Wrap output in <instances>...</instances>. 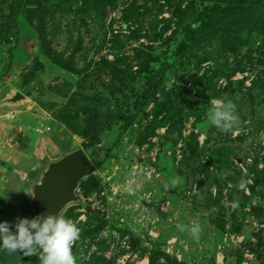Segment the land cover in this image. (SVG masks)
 <instances>
[{
	"label": "rangeland",
	"instance_id": "374dc122",
	"mask_svg": "<svg viewBox=\"0 0 264 264\" xmlns=\"http://www.w3.org/2000/svg\"><path fill=\"white\" fill-rule=\"evenodd\" d=\"M200 9L0 0V222L44 213L35 192L46 172L82 151L93 172L58 213L81 230L76 264H264V3H245L229 24L235 53L215 28L174 56V24ZM157 55L159 74L129 123L99 134L122 104L112 96L126 88L119 76ZM14 93L24 98L11 102ZM223 97L236 105L238 134L207 120L209 101ZM197 219L198 242L176 228ZM0 264L39 259L0 250Z\"/></svg>",
	"mask_w": 264,
	"mask_h": 264
},
{
	"label": "clouds",
	"instance_id": "9594fccd",
	"mask_svg": "<svg viewBox=\"0 0 264 264\" xmlns=\"http://www.w3.org/2000/svg\"><path fill=\"white\" fill-rule=\"evenodd\" d=\"M209 103L207 120L211 126L234 135L241 131L237 127L239 117L236 114V105L230 99L213 98ZM177 182L174 180L173 184ZM247 183L250 181L242 180L239 189L246 190ZM124 191L133 194V185L126 184ZM233 207H238V202ZM176 228L182 233H189L194 241H199L202 227L198 219L190 225L177 224ZM80 235L81 230L76 222L59 214L42 213L31 219L17 217L14 223L0 222V250L9 253L19 251L26 257L36 256L39 264H76L72 249Z\"/></svg>",
	"mask_w": 264,
	"mask_h": 264
},
{
	"label": "trees",
	"instance_id": "16d2710c",
	"mask_svg": "<svg viewBox=\"0 0 264 264\" xmlns=\"http://www.w3.org/2000/svg\"><path fill=\"white\" fill-rule=\"evenodd\" d=\"M201 9L198 12L189 14V20L187 24H181V21H177L174 24L175 30L172 31L171 36L166 40L170 42L174 40V48L171 52L174 56H179L186 52L188 47L195 43L198 36L205 32H210L215 28L221 29L220 41L225 48L232 53L236 51V43L232 38V32L229 24L241 11L243 5L246 4H261L264 0H198ZM177 34L180 35L178 39ZM170 48H167L165 52H169ZM160 60V55L148 56L147 60L142 62L137 71L131 75L130 78L119 76L121 82L126 85L125 90L117 93H113L112 96L118 100L122 99V104L112 110L110 114L102 119V123L98 129V133H102L105 129H109L113 122L121 121L124 124H128L130 117L128 112L136 110L139 107V103L145 99L151 82L159 74V71L152 66L157 64ZM74 72V71H72ZM130 94V95H129ZM88 95V94H87ZM95 141L91 143V146L98 144L97 137Z\"/></svg>",
	"mask_w": 264,
	"mask_h": 264
},
{
	"label": "water",
	"instance_id": "95a60500",
	"mask_svg": "<svg viewBox=\"0 0 264 264\" xmlns=\"http://www.w3.org/2000/svg\"><path fill=\"white\" fill-rule=\"evenodd\" d=\"M23 95L14 93L9 100L16 102ZM93 172V165L84 152L76 151L52 165L46 172L42 185L35 192V201L44 213L58 214L65 204L75 201L74 189Z\"/></svg>",
	"mask_w": 264,
	"mask_h": 264
},
{
	"label": "bare ground",
	"instance_id": "6f19581e",
	"mask_svg": "<svg viewBox=\"0 0 264 264\" xmlns=\"http://www.w3.org/2000/svg\"><path fill=\"white\" fill-rule=\"evenodd\" d=\"M139 264H146V259L141 261Z\"/></svg>",
	"mask_w": 264,
	"mask_h": 264
}]
</instances>
